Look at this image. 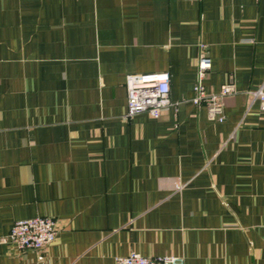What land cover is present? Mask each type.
<instances>
[{"label":"crops","instance_id":"1","mask_svg":"<svg viewBox=\"0 0 264 264\" xmlns=\"http://www.w3.org/2000/svg\"><path fill=\"white\" fill-rule=\"evenodd\" d=\"M226 120L191 102L198 62ZM170 74L159 118L126 78ZM264 0H0V239L54 218L0 264H264Z\"/></svg>","mask_w":264,"mask_h":264},{"label":"built area","instance_id":"2","mask_svg":"<svg viewBox=\"0 0 264 264\" xmlns=\"http://www.w3.org/2000/svg\"><path fill=\"white\" fill-rule=\"evenodd\" d=\"M212 69L209 56H202L198 62V81L194 88L195 95L191 102L205 107L209 119L216 122L226 120L224 101L235 93L233 85L223 86L219 93H209L205 86L207 74ZM128 111L127 118L148 114L159 118L164 109L178 107L179 103L171 100L170 74L141 75L131 74L126 78ZM261 103L264 111V90L250 93ZM60 232L59 223L50 217H37L15 222L10 234L0 239L1 245H14L20 252L44 251L53 244ZM116 264H184L173 257L147 258L132 252L129 256L118 258Z\"/></svg>","mask_w":264,"mask_h":264}]
</instances>
